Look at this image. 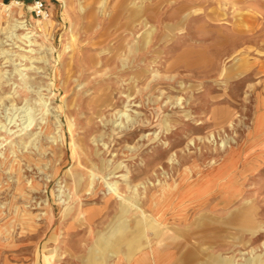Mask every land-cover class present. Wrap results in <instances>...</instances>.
<instances>
[{"label":"rangeland","instance_id":"1","mask_svg":"<svg viewBox=\"0 0 264 264\" xmlns=\"http://www.w3.org/2000/svg\"><path fill=\"white\" fill-rule=\"evenodd\" d=\"M122 249L264 264V0H0V264Z\"/></svg>","mask_w":264,"mask_h":264},{"label":"crops","instance_id":"2","mask_svg":"<svg viewBox=\"0 0 264 264\" xmlns=\"http://www.w3.org/2000/svg\"><path fill=\"white\" fill-rule=\"evenodd\" d=\"M59 242L61 245V238ZM27 255L25 260L8 259L9 264H129V257L124 253V249L121 250L119 255H107L105 259H91L89 262H86L83 254L77 253H69L65 258H61L60 252L56 258H47L46 260L36 252H30Z\"/></svg>","mask_w":264,"mask_h":264},{"label":"bare ground","instance_id":"3","mask_svg":"<svg viewBox=\"0 0 264 264\" xmlns=\"http://www.w3.org/2000/svg\"><path fill=\"white\" fill-rule=\"evenodd\" d=\"M30 8H31V6H30ZM22 22L21 21H16V23L13 25L14 27H18V28H20L21 26H22V24H21ZM9 37H12V38H16L17 40H25V39H27V38H29L30 39V37L31 36H26V35H22L21 37H19V36H17V35H15V36H13V33L12 32H10V36ZM10 40V39H9ZM26 41V40H25ZM28 42H30V43H32V41H30V40H28ZM26 45V44H25ZM227 157H228V155H227ZM229 157H231V156H229ZM237 162V161H236ZM234 166H235V164H234ZM236 167V166H235ZM233 168V167H232ZM232 170V169H231ZM235 170V169H234ZM215 173V172H214ZM220 179V178H219ZM222 179V178H221ZM191 183V182H190ZM188 185H189V183H187ZM112 185H113V183H112ZM188 187V186H187ZM109 190H111L112 191V193L114 194V195H116V196H120V194H119V190H118V187L115 185H113V188H109ZM135 207L138 209V210H140V212H142V213H144V211L142 210V208L140 207V205L139 204H135Z\"/></svg>","mask_w":264,"mask_h":264},{"label":"built area","instance_id":"4","mask_svg":"<svg viewBox=\"0 0 264 264\" xmlns=\"http://www.w3.org/2000/svg\"><path fill=\"white\" fill-rule=\"evenodd\" d=\"M34 7L37 8L38 10L41 9L42 7V3L40 1H37L35 4H34Z\"/></svg>","mask_w":264,"mask_h":264}]
</instances>
